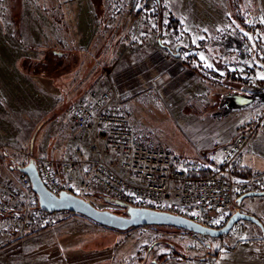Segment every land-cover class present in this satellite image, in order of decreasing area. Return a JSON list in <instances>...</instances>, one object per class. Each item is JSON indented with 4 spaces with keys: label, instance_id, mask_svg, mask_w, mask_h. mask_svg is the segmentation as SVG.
<instances>
[{
    "label": "rangeland",
    "instance_id": "obj_1",
    "mask_svg": "<svg viewBox=\"0 0 264 264\" xmlns=\"http://www.w3.org/2000/svg\"><path fill=\"white\" fill-rule=\"evenodd\" d=\"M12 23H21V30L15 31ZM157 40L174 52L177 45L188 50L195 44L200 57L211 43L224 48L222 63L196 62L212 84L206 91L205 85L196 90V113L187 112L185 121L207 116L206 126L197 131L202 139L227 144L254 128L264 135V0H160L158 6L151 0H0V178L17 183L23 175L18 167L35 158L38 148L39 156L50 157L51 149L64 152L72 145L66 119L78 98L51 97L33 77L18 73V59L39 61L47 48L74 50L107 61V72L124 81L123 69L137 57L134 53ZM220 92H227L228 113L220 109ZM248 99V106L234 104ZM125 109L139 129L164 145V137L174 136L171 116L182 124L183 117L153 87L134 92ZM188 128L181 129L191 138ZM21 137L27 141L19 143ZM217 145L214 155L197 159L215 160ZM235 165L238 179L254 174H241ZM84 197L98 209L126 214V208L95 191ZM249 198L240 212L257 217L263 229L242 221L250 238L243 242L234 240L236 228L220 238L168 226L121 232L71 212H55L50 223L17 232L0 216V264H264V255L255 249L264 244L258 240L264 237V196Z\"/></svg>",
    "mask_w": 264,
    "mask_h": 264
},
{
    "label": "built area",
    "instance_id": "obj_2",
    "mask_svg": "<svg viewBox=\"0 0 264 264\" xmlns=\"http://www.w3.org/2000/svg\"><path fill=\"white\" fill-rule=\"evenodd\" d=\"M131 98L132 92L103 76L76 100L66 119L72 145L60 158H34L50 192L85 198L95 191L133 207L180 215L214 230L241 211L239 197L264 192V172L238 179L234 170L236 160L254 140L255 128L217 145L215 160L191 159L134 124L125 109ZM56 213L40 208L26 175L17 183L0 178V216L9 229L30 231L50 223L49 216ZM233 228L237 229L234 240L250 239L242 221Z\"/></svg>",
    "mask_w": 264,
    "mask_h": 264
},
{
    "label": "crops",
    "instance_id": "obj_3",
    "mask_svg": "<svg viewBox=\"0 0 264 264\" xmlns=\"http://www.w3.org/2000/svg\"><path fill=\"white\" fill-rule=\"evenodd\" d=\"M11 26L15 31H19L22 28L21 23H12ZM179 46H181L180 57H176L174 55L175 52L172 50V47L169 44H166L161 40H157L155 42L149 41L147 42V44H144L141 48H139V52L134 53L135 55H137V57L132 59V64L130 65V67H124L123 79L125 82L122 79H118L117 75L115 74L110 73L111 75L106 77L105 73L108 71V65L103 67V72L100 77H98L97 81L104 76V78H107L109 81L113 82L121 89L128 90L133 93L137 92V90H147L151 87L155 88L158 94V98L162 102L166 103V105L171 107L174 110L173 112H176L179 116L183 117L180 118L182 124H178L175 119L176 116H174V114L171 116V123L173 129H175L173 134L174 136L172 138L164 137L163 140L165 145L184 157H195L197 159L199 157H208V153H210V155L212 156L216 152V145L220 144V142H214L211 139H202V135L200 136L199 134H197V131H199L200 133L202 131L199 128H203L206 126L207 122L203 119H205L207 116L203 119L187 118L188 120H185L186 114H188L187 112H189L190 115L196 113V110H194V108L192 107L193 105L196 106V104L198 103L197 99H199L198 92H196V90L202 89L201 86L205 85L203 89L206 91L212 84V81H210V77H207L206 74H203L200 66L197 65V59L207 64L212 63L213 61L218 64L222 63L224 61V56L222 55L220 50L224 48L223 46L211 43L209 47L205 46L208 54H206L204 57H200L196 54L195 44L191 43V48H189L188 50L183 49L184 45ZM29 59L30 58L23 57L16 61L15 67L18 73L27 76V74L20 70V64L21 61L24 64V61ZM91 62H94V57L86 58L84 57V55L82 56L78 76H85L84 78L86 80H84L85 82H83L82 80L80 83H78L76 92L86 90V87H90L88 86V80L92 78L93 71L92 69H89L88 65ZM27 77H33L35 83L38 86L43 87L44 91L51 97L57 96L58 99L61 98L62 100L63 95L61 91L54 86V80L52 78H43L42 76L38 75H29ZM158 85H162V89H157L156 87H158ZM226 93L227 92H220V96L217 99L219 104L221 105L220 109L228 113L229 108L227 106V99L224 98ZM72 94L74 95L76 93L74 92ZM249 103V99L248 103L246 104L240 102L238 104L234 102L236 106L244 107L248 106ZM185 124H187L189 127L188 131L190 136H192L191 138L185 136V133L181 129ZM216 127L217 126L214 127L213 131H209V133H211L212 135L216 134ZM195 128H198L199 130H195ZM255 129L256 136L254 140L236 160L235 168H238L241 174L264 172V135L262 136L260 133H258L257 135V128ZM175 137H177L178 139H175ZM197 137H199V139H196ZM18 140L19 143H24L27 141V139L22 137ZM32 147L34 146H32L31 143V148ZM39 150L40 149L38 148L37 154H35V158L39 156ZM56 150L51 149L53 154L50 153L51 151H47V153L48 155L51 154V158H60L63 151L61 152L60 150ZM1 151L2 146H0V152ZM31 153L33 152L31 151ZM258 198L259 197H254L253 199ZM255 249L256 252H260L261 255H264V244L261 243ZM62 253L61 255L62 257H64L66 253ZM67 253H69V251ZM72 254L74 253L72 252ZM62 259H66V257ZM61 264L72 263L63 261Z\"/></svg>",
    "mask_w": 264,
    "mask_h": 264
},
{
    "label": "water",
    "instance_id": "obj_4",
    "mask_svg": "<svg viewBox=\"0 0 264 264\" xmlns=\"http://www.w3.org/2000/svg\"><path fill=\"white\" fill-rule=\"evenodd\" d=\"M180 51L181 46H177L174 55L176 57H180ZM33 141L34 137L31 142L32 146ZM18 170L21 174L26 175L31 180L32 190L37 194L40 208L44 212H71L85 217L99 226L116 231L124 232L135 227L168 226L201 236L220 238L229 234L233 226L241 221L250 222L262 228V223L257 217L240 211L235 212L223 228L214 230L204 227L201 224L180 215L166 211L133 207L105 197L109 202L127 209L125 215H119L108 210L98 209L90 201L70 192L63 191L58 195L50 192L40 179L37 164L34 158H32L25 166L18 167ZM260 196H264V192L245 194L239 197L237 202L240 205L249 197Z\"/></svg>",
    "mask_w": 264,
    "mask_h": 264
},
{
    "label": "trees",
    "instance_id": "obj_5",
    "mask_svg": "<svg viewBox=\"0 0 264 264\" xmlns=\"http://www.w3.org/2000/svg\"><path fill=\"white\" fill-rule=\"evenodd\" d=\"M151 1H153L154 4L158 6L160 0ZM80 55V53H76V51L74 50L56 51L52 48H47L44 51L43 59L39 61L30 59L25 60L24 64L21 61L20 70L27 75H38L42 77L52 78L54 80V86L61 91L63 95L62 99L64 101L68 100V98L74 97L79 99L91 86H93V84H95L98 77H100L103 72V67L107 65V61L105 60H101L99 62L97 60H94V62H91L88 65L89 69H92L93 71L92 78L88 80V86L90 87H86V90L76 92L78 83H80L82 80L83 82H85L84 80H86L84 78L85 76H78L82 60V56ZM57 73L59 74L56 75ZM74 92L76 94L73 95L72 93ZM210 172L211 170L208 173Z\"/></svg>",
    "mask_w": 264,
    "mask_h": 264
},
{
    "label": "snow or ice",
    "instance_id": "obj_6",
    "mask_svg": "<svg viewBox=\"0 0 264 264\" xmlns=\"http://www.w3.org/2000/svg\"><path fill=\"white\" fill-rule=\"evenodd\" d=\"M208 67H211V65H208ZM214 222L218 223L219 221H214Z\"/></svg>",
    "mask_w": 264,
    "mask_h": 264
},
{
    "label": "bare ground",
    "instance_id": "obj_7",
    "mask_svg": "<svg viewBox=\"0 0 264 264\" xmlns=\"http://www.w3.org/2000/svg\"><path fill=\"white\" fill-rule=\"evenodd\" d=\"M85 3V2H84ZM84 8V7H83Z\"/></svg>",
    "mask_w": 264,
    "mask_h": 264
}]
</instances>
